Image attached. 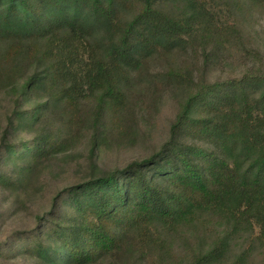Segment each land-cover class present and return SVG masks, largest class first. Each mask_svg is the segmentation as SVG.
Instances as JSON below:
<instances>
[{
  "label": "trees",
  "instance_id": "obj_1",
  "mask_svg": "<svg viewBox=\"0 0 264 264\" xmlns=\"http://www.w3.org/2000/svg\"><path fill=\"white\" fill-rule=\"evenodd\" d=\"M162 1L0 0V91L14 100L0 159L30 161L13 176L0 175L4 187L28 182L42 159L69 146L75 128L82 129L84 103L96 101L100 112L111 105L124 116L133 81L158 80L147 78L148 61L190 36L195 22H211L192 0H183L187 19ZM248 2L264 7V0ZM92 125L97 141L100 114ZM20 128L34 134L17 142ZM97 144L88 174L58 192L33 228L14 234L19 256L36 264H94L124 245L137 255L126 264H168L180 239L191 236L203 243L187 264H246L245 253L228 260V238L255 223L264 242V80L202 86L183 104L169 143L124 169L102 172ZM217 220L226 231L212 244Z\"/></svg>",
  "mask_w": 264,
  "mask_h": 264
},
{
  "label": "rangeland",
  "instance_id": "obj_2",
  "mask_svg": "<svg viewBox=\"0 0 264 264\" xmlns=\"http://www.w3.org/2000/svg\"><path fill=\"white\" fill-rule=\"evenodd\" d=\"M192 1V5L197 4L207 12L210 24L204 21L199 25L195 22L190 36L177 42L171 51H161L148 61L147 78L156 77L158 80L154 84L131 80L133 84L128 92V107L124 116H117L111 105H106L100 112V105L96 101L84 103L79 113L82 129L75 128L69 146L58 154L42 159L37 170L31 172L28 182L6 188L0 181V264H36L33 259L14 252V234L33 228L36 215H42L51 208L58 192L76 184L88 174L94 142L98 143L95 159L102 172L124 169L132 162L151 158L169 143L172 126L183 104L202 86L225 85L246 77L264 80V7L260 4L249 6L248 0ZM163 3L166 9L182 19H187L191 13L183 0H163ZM130 7L128 4L126 10H130ZM192 12L196 15L195 8ZM215 30L219 35L211 39L209 35ZM171 75L178 79L171 78ZM262 89L260 86L259 90ZM13 101V97L0 91V144ZM33 104L34 100H31L25 102L24 107L31 109ZM98 114L101 116V126L95 141L92 124ZM23 132L24 129L20 128L14 140L18 142L34 134L25 135ZM29 163L27 159L19 161L5 155L0 159V175L13 176L27 168ZM248 228L228 238L230 250L226 257L233 261L245 253L248 259L246 264H264V242L256 239L259 238L260 228L255 223ZM209 230L212 231L211 242L214 244L213 241L222 237L226 228L217 220L215 227ZM190 239L189 242L180 239L178 253L167 259L168 264H187V260H191L192 252L202 245L203 240L191 236ZM127 248L123 245L115 255L100 258L94 264L132 263L137 255L129 254ZM149 259L154 263L158 258L154 255ZM223 263L224 259L217 264Z\"/></svg>",
  "mask_w": 264,
  "mask_h": 264
}]
</instances>
